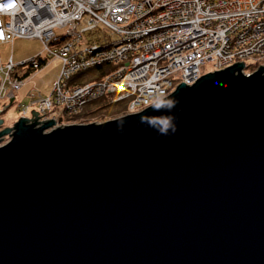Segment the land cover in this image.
Here are the masks:
<instances>
[{
    "label": "water",
    "instance_id": "water-1",
    "mask_svg": "<svg viewBox=\"0 0 264 264\" xmlns=\"http://www.w3.org/2000/svg\"><path fill=\"white\" fill-rule=\"evenodd\" d=\"M242 68L180 83L172 135L152 105L0 131V264H264V65Z\"/></svg>",
    "mask_w": 264,
    "mask_h": 264
},
{
    "label": "built area",
    "instance_id": "built-area-1",
    "mask_svg": "<svg viewBox=\"0 0 264 264\" xmlns=\"http://www.w3.org/2000/svg\"><path fill=\"white\" fill-rule=\"evenodd\" d=\"M15 38L44 44L26 62L32 69L42 58L61 60L50 93L31 92L29 105L18 106L23 117L36 107L38 126L47 115L56 126L62 112L79 115L100 98L126 100L127 113L140 112L180 83L194 84L206 65L224 70L242 63L257 71L264 65V0H16L0 13V43ZM103 64L113 66L103 78L75 80ZM2 67L0 99L20 85L12 80V61ZM2 138L0 146L8 141Z\"/></svg>",
    "mask_w": 264,
    "mask_h": 264
},
{
    "label": "rangeland",
    "instance_id": "rangeland-1",
    "mask_svg": "<svg viewBox=\"0 0 264 264\" xmlns=\"http://www.w3.org/2000/svg\"><path fill=\"white\" fill-rule=\"evenodd\" d=\"M66 30L69 29H62V30H56L57 34H63L66 32ZM84 43V41H83ZM85 43L83 46H86ZM44 51V44L37 39H23V38H15L12 41L0 43V65L6 66L9 62L12 61V64L15 65L17 68L13 74H11L12 80L16 79L19 81V89L18 86L15 89L14 92H6L4 95V99H0V119L2 120L0 124V131L4 130L5 128H13L15 123H17L21 118L22 119H34L35 117L32 116L31 110L33 109L34 112L38 113V110L36 107H32L28 110L26 113V116L23 117L22 114L19 112V105H29L30 98L29 93L35 92V93H41L42 95H47L50 93L51 88L53 86V83L57 81L59 77V73L61 71L62 63L61 60L55 57H50L47 59H44L42 61H45V65L40 67L41 60H38V64L36 65L35 69L31 66H28L26 63L28 59L32 57H39L40 53ZM24 64V65H21ZM21 65V66H18ZM2 67V68H3ZM33 70L34 73L30 77H28L25 80H22V75L26 73L28 70ZM212 68L210 65L205 66L206 72L210 71ZM244 72H251L252 69H246L242 68ZM255 71V70H254ZM254 72H251L253 74ZM242 74H244L242 72ZM250 74V75H251ZM15 76V77H14ZM4 77V75L2 76ZM103 78V77H102ZM75 80L81 83H90L95 80H91V72L87 71L84 73H80L77 76H75ZM11 97L13 98L11 101ZM11 101V102H10ZM111 103V102H110ZM59 114V112H57ZM138 113V112H137ZM66 113L62 112L59 115V120L57 121V125L55 124L52 126V128H64V126H73V125H86L90 123H102L108 120L104 121H91V122H80L77 120L76 116L69 117L68 115H65ZM128 114H134V113H126ZM123 115V116H125ZM36 117H39V114L36 115ZM122 117V116H121ZM47 119H50V116H46ZM70 118V120H69ZM119 118V117H118ZM116 119V118H115ZM36 120H29L26 122L27 124H31ZM49 120L44 121L47 122ZM112 120V119H110ZM55 126V127H54ZM50 129V128H49ZM48 129V130H49ZM46 130L45 133H48L49 131ZM9 135L4 136V140H8Z\"/></svg>",
    "mask_w": 264,
    "mask_h": 264
},
{
    "label": "clouds",
    "instance_id": "clouds-1",
    "mask_svg": "<svg viewBox=\"0 0 264 264\" xmlns=\"http://www.w3.org/2000/svg\"><path fill=\"white\" fill-rule=\"evenodd\" d=\"M16 7V0H7L6 3H0V13ZM179 101L167 98L163 95L157 97L152 103L154 112L161 113L160 115H142L138 123L153 129L158 135L168 136L175 134L177 131L176 117L171 114ZM117 131L123 133L124 120L117 122Z\"/></svg>",
    "mask_w": 264,
    "mask_h": 264
},
{
    "label": "trees",
    "instance_id": "trees-1",
    "mask_svg": "<svg viewBox=\"0 0 264 264\" xmlns=\"http://www.w3.org/2000/svg\"><path fill=\"white\" fill-rule=\"evenodd\" d=\"M45 65V61H41L40 67ZM111 64H103L90 70L91 80H97L105 76V74L112 70ZM34 73L33 70H28L22 75V80L27 79ZM126 101H120L117 103H110L106 98H100L91 103L85 105L82 112L76 116L80 122H91V121H104L121 117L127 113ZM71 117V116H69ZM73 118V117H71ZM70 120V118H69Z\"/></svg>",
    "mask_w": 264,
    "mask_h": 264
},
{
    "label": "bare ground",
    "instance_id": "bare-ground-1",
    "mask_svg": "<svg viewBox=\"0 0 264 264\" xmlns=\"http://www.w3.org/2000/svg\"><path fill=\"white\" fill-rule=\"evenodd\" d=\"M32 58H34V57H32ZM212 68V67H211ZM205 69V68H204ZM215 71H220V70H214L213 68L210 70V71H208V72H206L205 70H203V75H205V74H208V73H214ZM186 86H191V84L190 85H186ZM176 89V88H175ZM174 89V90H175ZM173 91H171L167 96H169L171 93H172ZM166 96V97H167ZM121 101H126V100H121ZM117 102H120V101H117ZM117 102H114V103H117ZM127 102V101H126Z\"/></svg>",
    "mask_w": 264,
    "mask_h": 264
}]
</instances>
